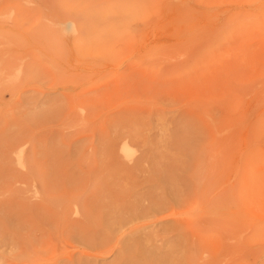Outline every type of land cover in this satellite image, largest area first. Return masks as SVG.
<instances>
[{"label": "rangeland", "instance_id": "374dc122", "mask_svg": "<svg viewBox=\"0 0 264 264\" xmlns=\"http://www.w3.org/2000/svg\"><path fill=\"white\" fill-rule=\"evenodd\" d=\"M130 263L264 264V0H0V264Z\"/></svg>", "mask_w": 264, "mask_h": 264}, {"label": "bare ground", "instance_id": "6f19581e", "mask_svg": "<svg viewBox=\"0 0 264 264\" xmlns=\"http://www.w3.org/2000/svg\"><path fill=\"white\" fill-rule=\"evenodd\" d=\"M22 72V71H21ZM17 73V72H16ZM23 152V150H22ZM20 162H23L24 158H23V153L20 154V156L18 157ZM19 163V162H18ZM159 178L164 179L162 181H160L161 183H158L160 186L167 188L171 193H170V197H167L166 195H161L157 192H154L153 194H151V197H145V198H137V202H135L132 206L129 207H124L122 209H117L114 208L112 206V208H110L109 211V228L113 229L114 226H120L117 229H123L125 226H127L132 220L135 219H142L145 216H148L150 210H152L151 212H162V210L164 208L167 207V202L169 198H172L173 200H179L182 199L183 196L180 193V191L178 190L177 187H175V185L173 183L170 182V178H169V172H163V173H159L157 174ZM156 184V183H155ZM138 196V195H137ZM236 197V195H235ZM151 199V205L149 207H146L144 204V202L142 201L143 199ZM234 200V198H233ZM148 201V200H147ZM237 201V200H235ZM144 203V204H143ZM148 203V202H147ZM232 203V202H231ZM115 204V203H114ZM190 204V210H189V216H190V220L191 221H195L197 220V215H198V205H197V199L191 200L189 201ZM230 204V202H229ZM77 207V206H76ZM186 207V206H185ZM217 208V207H216ZM76 209V208H75ZM78 209V208H77ZM80 209V208H79ZM78 209V210H79ZM223 210H225V208H221ZM219 208H217V210H221ZM201 210V209H200ZM199 210V211H200ZM81 211V210H80ZM78 212L81 215V212ZM77 212V210H76ZM185 213V212H184ZM228 213V212H227ZM178 214V213H177ZM78 215V214H77ZM183 215V214H182ZM184 217V216H182ZM182 219V218H181ZM186 222H189L187 219H185ZM183 220V221H185ZM182 221V220H181ZM143 223V222H142ZM184 223V222H183ZM186 224V223H185ZM138 226V225H137ZM137 226H132L131 227V234L133 235L134 233L139 232L140 228H137ZM177 227V225H176ZM113 229L112 231L115 232L117 229ZM100 229V228H99ZM181 230V228H180ZM125 233V232H124ZM124 235V234H123ZM84 237V236H83ZM119 237V236H118ZM86 239V238H85ZM150 237L146 236L143 237L142 235H137V237L133 240L130 241L129 243L126 244L125 247V252L128 254H131V252H136V254L134 255L133 258H137L139 259V257H145L148 258L147 256H145V251H146V242L150 241ZM107 241H109L107 236L104 237H100L98 239L99 244L104 245ZM190 244V243H189ZM117 246V245H116ZM98 250V249H97ZM193 250V249H192ZM153 251V250H152ZM102 253V252H101ZM193 254V253H192ZM154 256V255H153ZM130 259L131 255H130ZM143 260H148V259H143ZM154 260V259H153ZM133 261V260H131ZM142 262V260H139ZM132 264V263H130Z\"/></svg>", "mask_w": 264, "mask_h": 264}]
</instances>
